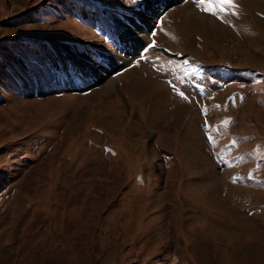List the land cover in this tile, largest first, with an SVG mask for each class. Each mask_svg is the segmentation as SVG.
<instances>
[{
    "label": "rangeland",
    "instance_id": "rangeland-1",
    "mask_svg": "<svg viewBox=\"0 0 264 264\" xmlns=\"http://www.w3.org/2000/svg\"><path fill=\"white\" fill-rule=\"evenodd\" d=\"M208 3L0 0V264H264V0Z\"/></svg>",
    "mask_w": 264,
    "mask_h": 264
},
{
    "label": "snow or ice",
    "instance_id": "snow-or-ice-1",
    "mask_svg": "<svg viewBox=\"0 0 264 264\" xmlns=\"http://www.w3.org/2000/svg\"><path fill=\"white\" fill-rule=\"evenodd\" d=\"M201 4L205 5V0H201ZM224 5H228L231 8L236 7L234 0H215V5H213L212 3H208L206 4V6L202 7V11L208 12L213 16H219L220 12L226 11ZM217 8L219 9V11H217ZM181 95H183V93H181ZM185 98L187 99V97Z\"/></svg>",
    "mask_w": 264,
    "mask_h": 264
},
{
    "label": "bare ground",
    "instance_id": "bare-ground-1",
    "mask_svg": "<svg viewBox=\"0 0 264 264\" xmlns=\"http://www.w3.org/2000/svg\"><path fill=\"white\" fill-rule=\"evenodd\" d=\"M188 15H187V17H185L188 21H191L192 23H195V24H197L199 27H200V29H203V30H209V29H211L212 28V25L214 24L213 22H211L212 20H210L209 18H207V17H205V16H203V15H197V13L196 12H194V11H189L188 13H187ZM191 17V18H190ZM197 18V19H194V18ZM192 18L194 19V20H192ZM198 27V28H199Z\"/></svg>",
    "mask_w": 264,
    "mask_h": 264
}]
</instances>
